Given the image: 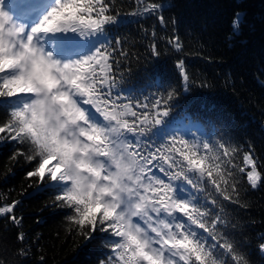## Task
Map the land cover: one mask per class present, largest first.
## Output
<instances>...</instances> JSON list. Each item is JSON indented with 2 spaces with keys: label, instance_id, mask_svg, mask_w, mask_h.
<instances>
[{
  "label": "snow or ice",
  "instance_id": "snow-or-ice-1",
  "mask_svg": "<svg viewBox=\"0 0 264 264\" xmlns=\"http://www.w3.org/2000/svg\"><path fill=\"white\" fill-rule=\"evenodd\" d=\"M137 3L132 16L164 7ZM238 21L239 14L234 28ZM118 22L111 0H44L39 10L34 0L7 7L0 0V98L11 108L0 141L28 146L12 159L37 162L27 178L37 179V191H57L55 201L86 240L103 234L111 254L100 264H249L208 189L236 203L237 173L259 186L251 145L240 167L239 146L162 132L175 90L143 99L125 93L118 72L129 53L119 37L109 39ZM168 44L182 48L178 36ZM149 48L159 57L155 41ZM176 67L187 91L184 61ZM19 203L3 204L0 215L19 225ZM258 248L264 255V242Z\"/></svg>",
  "mask_w": 264,
  "mask_h": 264
},
{
  "label": "trees",
  "instance_id": "trees-1",
  "mask_svg": "<svg viewBox=\"0 0 264 264\" xmlns=\"http://www.w3.org/2000/svg\"><path fill=\"white\" fill-rule=\"evenodd\" d=\"M151 2L164 7L156 15L141 17L131 15L138 10L137 0H111L119 22L110 26L109 39L119 37L129 53L118 72L123 76L121 87L140 99L174 89L169 123L162 132L178 131L193 140L190 132L197 131L201 142L239 146L242 150L234 162L240 167H245L243 153L251 145L257 171L264 178V0ZM173 36L181 42L179 52L168 44ZM153 41L159 57L150 52ZM179 60L189 77L187 91L176 67ZM8 105L0 98V122L11 111ZM27 147L0 141V206L20 201L13 214L21 219L15 225L0 215V264H100L111 254L107 239L98 233L86 240L67 220L70 209L55 201L57 191H37V179L26 176L37 162L23 156L12 159L18 148ZM237 178L236 203L224 201L214 189L208 191L223 205L225 230L241 242L249 264H264L258 248L264 242V179L253 189L246 173H237ZM21 233L23 240L18 239Z\"/></svg>",
  "mask_w": 264,
  "mask_h": 264
},
{
  "label": "rangeland",
  "instance_id": "rangeland-1",
  "mask_svg": "<svg viewBox=\"0 0 264 264\" xmlns=\"http://www.w3.org/2000/svg\"><path fill=\"white\" fill-rule=\"evenodd\" d=\"M42 2H43L42 0H34V3L37 6V10H39V8L42 7V5H43ZM8 3H9V0H5L6 7L8 6ZM190 134H191V137H192L193 140H198L199 134H198L197 131H195V132L191 131Z\"/></svg>",
  "mask_w": 264,
  "mask_h": 264
}]
</instances>
